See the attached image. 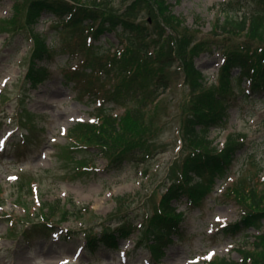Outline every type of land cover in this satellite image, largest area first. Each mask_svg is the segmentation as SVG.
<instances>
[{"label": "rangeland", "instance_id": "1", "mask_svg": "<svg viewBox=\"0 0 264 264\" xmlns=\"http://www.w3.org/2000/svg\"><path fill=\"white\" fill-rule=\"evenodd\" d=\"M229 1L167 0L177 20L171 22L177 35L192 32L212 43L211 52L195 59L208 86L217 85L222 57L229 49L246 44L258 47L244 35L214 30L217 19L221 20L220 7ZM121 4L117 1L114 9L122 11ZM12 14L11 0H0V20ZM146 20L151 21L142 14L139 21ZM56 26L46 13L35 26L52 51H57L51 60L40 63L48 75L36 88L24 81L33 40L24 32L8 37L0 31V264H203L220 258L241 262L237 248L258 235L264 222L260 230L225 234L223 228L237 223L243 214L228 197V188L255 179L256 173L264 175V97L244 96L236 88L237 100L224 122L209 129L206 139L212 151L222 150L229 138L230 143L242 141L245 146L225 173L214 179L211 192L201 202L190 203L183 197L174 204L181 217L176 229L159 243L155 233L149 238L143 231L166 189L177 182L182 161L190 153L180 130L182 114L195 96L175 64L168 71L170 88L159 110L158 152L143 163L108 168L99 149L70 138L75 126L94 121L99 103L92 101L83 83L68 82L66 75L83 68V62L71 56L69 49L61 51L67 44L62 43L65 35ZM95 45L111 51L120 47L115 33L101 36ZM242 88L247 89V84L242 83ZM107 108L123 114L112 104ZM29 114L30 121L22 120ZM70 202L82 208L68 217L63 212L69 210ZM123 225L131 230L120 237ZM105 233L119 238L117 247L102 243L92 251L89 235ZM158 243L162 256L157 260L154 245Z\"/></svg>", "mask_w": 264, "mask_h": 264}, {"label": "trees", "instance_id": "2", "mask_svg": "<svg viewBox=\"0 0 264 264\" xmlns=\"http://www.w3.org/2000/svg\"><path fill=\"white\" fill-rule=\"evenodd\" d=\"M11 1L13 14L0 20V31L10 37L24 32L33 40L26 84L36 87L44 82L48 72L38 63L51 60L57 53L43 35L34 31L43 13L53 15L56 28L65 35L62 43L67 46L61 51L69 49L71 56L80 57L83 62V68L66 75L68 82L83 83L85 92L99 104L93 123L78 124L71 130L70 138L82 146L99 149L110 169H121L132 161L146 162L158 152L156 138L162 128L159 110L171 81L168 71L176 64L182 72L184 84L195 96L182 114L180 130L181 141L190 153L182 161L177 182L166 189L143 231V236L149 238L155 233V239L162 243L160 240L176 229L181 217L173 203L183 197L190 203L201 202L211 192L214 179L225 173L235 154L245 146L242 141L232 144L229 138L223 150L212 151L208 149L206 136L209 128L226 117L227 109L236 99L237 87L241 95L264 97V0H230L220 7L221 20L217 19L214 30L244 35L258 47L246 44L223 54L224 63L214 86H208L195 66L198 56L211 52L212 43L199 40L192 32L177 35L171 27V22L177 20L170 13L167 0ZM117 1L125 6L122 11L114 9ZM142 14L151 21L140 22ZM106 33H115L120 47L111 51L95 45ZM242 83L249 87L242 88ZM108 104L123 109V114L116 115L107 108ZM22 120L30 121V114ZM260 174L228 188V197L240 206L243 214L237 223L223 229L225 234L236 236L250 228H261L264 175ZM68 205L69 210L63 212L68 217L81 211L82 207L78 208L74 202ZM123 226L119 229L122 237L131 230L130 225ZM88 238L92 251L102 243L117 247L116 238L107 233ZM246 241L237 248L241 262L220 258L203 264H264V230ZM159 243L154 245L157 259L161 256Z\"/></svg>", "mask_w": 264, "mask_h": 264}]
</instances>
